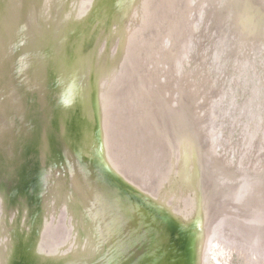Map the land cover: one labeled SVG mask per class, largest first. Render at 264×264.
I'll return each instance as SVG.
<instances>
[{
  "label": "bare ground",
  "instance_id": "obj_1",
  "mask_svg": "<svg viewBox=\"0 0 264 264\" xmlns=\"http://www.w3.org/2000/svg\"><path fill=\"white\" fill-rule=\"evenodd\" d=\"M256 1L0 0V264H104L115 207L152 227L149 241L139 231L129 264H207L225 220L264 264V164L217 156L205 67L179 76L192 14L205 5L237 53L259 47L264 71ZM102 28L110 37L99 62ZM27 53L36 109L19 91ZM21 114L30 128L8 143ZM205 169L216 176L209 192ZM222 178L233 183L221 193Z\"/></svg>",
  "mask_w": 264,
  "mask_h": 264
},
{
  "label": "rangeland",
  "instance_id": "obj_2",
  "mask_svg": "<svg viewBox=\"0 0 264 264\" xmlns=\"http://www.w3.org/2000/svg\"><path fill=\"white\" fill-rule=\"evenodd\" d=\"M195 1L193 0V2ZM261 3H264V0L256 1L257 5ZM206 8L205 5L200 12L195 11L192 14L196 22L192 23L190 46L188 44L189 48L186 51L185 62L180 67L182 74L179 76L182 77L189 70L190 72H196L201 66L205 67L203 72H205L206 78H210V89L214 95L212 96L214 98L213 112L215 114L213 122L217 132L215 145L217 156L220 157L222 153L230 152L229 158L231 161L238 159L240 156L242 158L241 167L246 169L257 168L259 170L260 165L264 164V148H260V145L257 144L258 137L260 135L264 136L262 51L259 50V47L250 44L245 55L237 53L234 50L233 40L228 38L229 42L227 39L220 38L225 34L226 25L221 23L222 25L218 28L213 23L208 24ZM219 29L224 30L220 32ZM210 32L212 33L211 38L208 34ZM106 35L110 37V34L106 32V28L100 29V34H98L94 43L96 51L93 50L95 56H98L97 61L99 62L101 58L103 61L105 59L104 45H106V39L103 38ZM177 37L175 42H177ZM101 38L103 41L100 42ZM117 41L118 37H116V44ZM202 74L197 76L196 79L193 78L194 81L199 82V80H202ZM209 141L210 138H207V142ZM261 143L264 146V137L261 139ZM205 171L207 176L206 187L207 192H209V188L213 186L211 179L216 176L210 177L208 171L206 169ZM240 181L238 182L240 183ZM232 183L228 180L226 185L222 178L219 185L221 193L225 192L229 188V184ZM226 222L230 221L225 220L219 226L220 230L226 228L221 232L223 239H220L219 229L215 232L216 237L214 236L215 239H212L213 241L210 244L207 264H252V261L260 264L261 261L259 263L256 252L242 249L241 239L245 243L249 242L240 236L235 230L236 228L230 227ZM241 229L244 232L247 231Z\"/></svg>",
  "mask_w": 264,
  "mask_h": 264
},
{
  "label": "water",
  "instance_id": "obj_3",
  "mask_svg": "<svg viewBox=\"0 0 264 264\" xmlns=\"http://www.w3.org/2000/svg\"><path fill=\"white\" fill-rule=\"evenodd\" d=\"M189 46H190V44H189ZM181 60H182V57H181ZM29 63H30V56L28 53H27V55H23L22 58L19 60L18 65H19L20 71H19L18 77L20 79L19 87H21V88H19V91L21 93H23V96L27 95V97H25L23 100L26 108L36 109L39 107V105L36 102V100H34V93L39 88L35 85V80H33V81L29 80V77H28L29 76ZM25 68L27 70V77L28 78L26 77ZM177 68H179V67L177 66ZM88 77H89V74H88ZM18 97H20V95L19 96L17 95V98ZM15 104H16V102H15ZM17 110H19V109L17 108ZM18 120H20L18 125H15L14 123H10L9 126L7 127V130H6L7 134L6 135H8V137H6L5 139H6V142H8V143H11V141H14L16 139L18 140L21 138V136L23 135V126H26L28 129L30 128L28 126V124L26 125L24 115L21 114L19 116ZM23 122H25V125H23ZM14 126H17V128H18V133H17L16 137H15V130L13 128ZM161 126H162V124L160 123V127ZM255 169H257V168H255ZM33 171L34 170L29 171V174L31 175L32 178H33V175H32ZM261 180L256 181V182H258L256 184L260 188L263 189L264 188V182H261ZM108 204L113 206V207L116 206V203H114L113 200L108 201ZM115 208L116 209L110 208V210H109V212L112 211L113 212L112 215L115 216L113 220L116 223V226H115L116 228H115V234H114V238L112 240V243L110 241V249H109V252L107 253L106 258L104 259L105 260L104 264H129L130 260L132 262H137L138 258L135 256H132V254H130L129 251L132 250L134 247H136V245L141 241L140 236H139V234H141L140 232H142L141 229L143 230L144 234L146 233L145 231H147V233L144 236L148 239V241L150 240L151 236H150L148 229H150V228L152 229V227L149 224H147L146 222H145L144 227L142 225H140V223L136 220L134 213H132V214L126 213V212H123L118 207H115ZM112 215H111V218H112ZM224 229H226V228H224ZM223 230H220V233H219L220 239H223L222 238L223 234L221 233ZM138 247H140V246H138Z\"/></svg>",
  "mask_w": 264,
  "mask_h": 264
},
{
  "label": "flooded vegetation",
  "instance_id": "obj_4",
  "mask_svg": "<svg viewBox=\"0 0 264 264\" xmlns=\"http://www.w3.org/2000/svg\"><path fill=\"white\" fill-rule=\"evenodd\" d=\"M210 123L213 124L212 119H211ZM215 131H216V130H215ZM257 137H258V136H257ZM260 141H261V135H260V136L258 137V139H257V144H258V146H259V144H260ZM228 153H230V152H228Z\"/></svg>",
  "mask_w": 264,
  "mask_h": 264
}]
</instances>
